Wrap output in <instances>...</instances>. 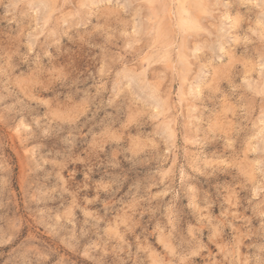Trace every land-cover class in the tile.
I'll return each mask as SVG.
<instances>
[{
	"label": "rangeland",
	"instance_id": "rangeland-1",
	"mask_svg": "<svg viewBox=\"0 0 264 264\" xmlns=\"http://www.w3.org/2000/svg\"><path fill=\"white\" fill-rule=\"evenodd\" d=\"M0 264H264V0H0Z\"/></svg>",
	"mask_w": 264,
	"mask_h": 264
},
{
	"label": "bare ground",
	"instance_id": "bare-ground-1",
	"mask_svg": "<svg viewBox=\"0 0 264 264\" xmlns=\"http://www.w3.org/2000/svg\"><path fill=\"white\" fill-rule=\"evenodd\" d=\"M190 23V22H189ZM191 26V25H190Z\"/></svg>",
	"mask_w": 264,
	"mask_h": 264
}]
</instances>
